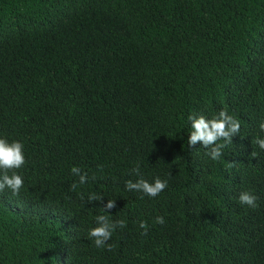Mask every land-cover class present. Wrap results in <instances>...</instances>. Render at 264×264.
Here are the masks:
<instances>
[{
  "label": "trees",
  "instance_id": "trees-1",
  "mask_svg": "<svg viewBox=\"0 0 264 264\" xmlns=\"http://www.w3.org/2000/svg\"><path fill=\"white\" fill-rule=\"evenodd\" d=\"M221 110L241 127L213 161L188 116ZM261 122L264 0H0V137L26 161L0 264H264ZM137 165L158 196L126 188ZM100 214L126 222L111 251L88 236Z\"/></svg>",
  "mask_w": 264,
  "mask_h": 264
},
{
  "label": "clouds",
  "instance_id": "clouds-1",
  "mask_svg": "<svg viewBox=\"0 0 264 264\" xmlns=\"http://www.w3.org/2000/svg\"><path fill=\"white\" fill-rule=\"evenodd\" d=\"M188 120L191 122L190 135L188 137V145L195 146L198 142L201 143L207 151V155L213 160H219L223 155V149L227 144L232 143V138L236 134L240 133V122L229 115L227 110H221L216 116L209 119L203 115L196 116L190 114ZM261 131H264V122L259 124ZM224 141V143H219ZM255 143L264 149V139L257 137ZM24 145L19 141L9 142L6 138L0 137V192H3L5 188L12 191L13 195H18L20 189L23 187L24 181L21 175L15 170L20 169L25 164ZM253 157L257 156V153L253 151L251 153ZM235 161L230 163V167L235 166ZM71 172L73 175L79 177V184L83 185L87 181V173H82L79 167H72ZM131 172L137 175L139 178L135 181H126V188L129 191H138L146 194L149 197L158 196L166 187L167 181L156 178L154 182H149L140 175L139 165L134 167ZM78 185L73 183L70 188L76 190ZM83 198V197H81ZM102 196L92 193L88 196V200L100 201ZM238 201L240 204H246L250 207L257 206V197L247 191L240 192L238 195ZM116 207L115 200H108L103 205L104 212L109 211ZM156 222L163 224L165 221L163 217H156ZM96 226L92 227L88 236L94 241L97 248H105L109 251L112 250L113 245L108 241L111 239L113 232L117 228H124L126 222L124 220L113 221L109 215L100 214L95 218ZM141 229L145 230V234L148 229V224L141 221L139 224Z\"/></svg>",
  "mask_w": 264,
  "mask_h": 264
}]
</instances>
